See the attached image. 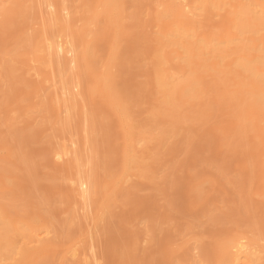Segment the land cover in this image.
Masks as SVG:
<instances>
[{
	"label": "rangeland",
	"instance_id": "obj_1",
	"mask_svg": "<svg viewBox=\"0 0 264 264\" xmlns=\"http://www.w3.org/2000/svg\"><path fill=\"white\" fill-rule=\"evenodd\" d=\"M251 2L0 0V264L264 251Z\"/></svg>",
	"mask_w": 264,
	"mask_h": 264
},
{
	"label": "bare ground",
	"instance_id": "obj_2",
	"mask_svg": "<svg viewBox=\"0 0 264 264\" xmlns=\"http://www.w3.org/2000/svg\"><path fill=\"white\" fill-rule=\"evenodd\" d=\"M251 3H253V5L254 6H256L257 8H259V11H261V13L260 12H258L257 11V13H260L261 15L256 19V21L259 23V25H261V24H264V0H252V2ZM239 4V3H238ZM185 8H186V6H184ZM248 7V6H247ZM246 8V7H245ZM248 9V8H247ZM189 10V9H188ZM258 10V9H257ZM181 11H183V9L181 10ZM180 11V12H181ZM255 11V10H254ZM189 13V12H188ZM241 13V12H240ZM245 13V12H244ZM247 13V12H246ZM181 15V18H183L184 19V14H185V12H182V13H180ZM241 14H243V13H241ZM251 14V13H250ZM244 15V14H243ZM249 15V14H248ZM253 15V14H252ZM257 17V16H256ZM187 18V17H186ZM254 19V18H253ZM253 21V20H252ZM258 23H257V25H258ZM256 24V23H255ZM248 26V25H247ZM262 26V25H261ZM250 27V26H249ZM252 28V27H251ZM248 32V31H247ZM256 32V31H255ZM258 32V31H257ZM250 34V33H249ZM237 37V36H236ZM260 37V36H259ZM239 39V38H238ZM241 39V38H240ZM236 41H238V40H236ZM247 42V41H246ZM235 43V42H234ZM241 43H243V42H241ZM230 44H232V43H230ZM238 44H239V42H238ZM61 45L59 44V47L57 48H55L58 52H61L62 51V47H60ZM258 46V45H257ZM253 47H254V45H253ZM260 47V46H259ZM257 47L256 49L259 51V54H257L258 55V58H262V60H264V47ZM255 48V47H254ZM54 49V50H55ZM244 49H247V48H245L244 47ZM250 49V48H249ZM64 50V49H63ZM255 50V49H254ZM257 50H256V53H258L257 52ZM252 51H253V49H252ZM58 52H56L57 54H58ZM63 52V51H62ZM239 52V51H238ZM237 53V52H236ZM235 53V54H236ZM247 53V52H246ZM250 53V52H249ZM59 54H61V53H59ZM241 55H243V54H241ZM247 55H249V54H247ZM236 57V56H235ZM255 58V57H254ZM243 59H244V57H243ZM241 60V59H240ZM251 61V60H250ZM249 61V62H250ZM238 63H240L239 61H238ZM246 63V62H245ZM246 66H248L247 68L249 69V71L250 70H252V69H254V67H252L250 64L249 65H246ZM263 67H261V69H264V63H263V65H262ZM246 68V67H245ZM259 69H260V67H259ZM253 77H255L254 75H252ZM256 80H257V78H255ZM261 79H263V78H261ZM261 79H259L260 81H261ZM259 80H257V83L256 84H258L259 85ZM255 81V80H254ZM262 81H264V80H262ZM261 81V82H262ZM261 86L263 87L264 85L261 83ZM198 87V86H197ZM258 88H259V86H258ZM257 89V88H256ZM263 88H260V92L259 93H261L262 94V92H263ZM258 92V91H257ZM241 93V92H240ZM264 93V92H263ZM258 94V93H257ZM241 95H243V94H241ZM246 95V94H245ZM264 95V94H263ZM194 96V95H193ZM197 96V95H196ZM262 96V95H261ZM195 97V96H194ZM260 97V96H259ZM263 97V96H262ZM170 98V97H169ZM241 98H243V96H241ZM246 98V97H245ZM257 98V97H256ZM255 99V98H254ZM243 100H245V99H243ZM249 100V99H248ZM256 100V99H255ZM258 100V99H257ZM243 102V101H242ZM244 103V102H243ZM246 103H247V101H246ZM251 104V103H250ZM250 106V105H249ZM251 127V126H250ZM152 138V137H151ZM62 152V151H61ZM68 153H70L69 152V150L67 151V149L65 150V152L61 155V156H67L68 155ZM61 156H59V157H61ZM64 158V157H63ZM3 219V218H2ZM1 220V219H0ZM1 226V225H0ZM2 226H4V224L2 225ZM1 228V227H0ZM3 228V227H2ZM4 230V229H3ZM16 230V229H15ZM17 231V230H16ZM18 232V231H17ZM35 238H36V236H35ZM37 239V238H36ZM256 247L255 246H250L246 241H242V239H238V240H236L229 248H228V250L226 251V256H225V258H226V260H225V262H226V264H261L263 261V257H262V254H260L258 251H260V250H262V249H258V250H256L255 249ZM262 252L264 253V251L262 250ZM25 253L27 254L28 253V251L26 250L25 251ZM20 254H21V252H20ZM29 254H31L30 253V251H29V253H28V255Z\"/></svg>",
	"mask_w": 264,
	"mask_h": 264
}]
</instances>
